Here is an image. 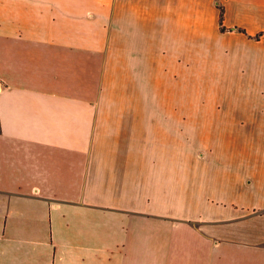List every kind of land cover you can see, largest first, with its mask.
Returning <instances> with one entry per match:
<instances>
[{"label":"crops","instance_id":"obj_1","mask_svg":"<svg viewBox=\"0 0 264 264\" xmlns=\"http://www.w3.org/2000/svg\"><path fill=\"white\" fill-rule=\"evenodd\" d=\"M152 43L191 57L157 96L225 104L176 126L201 153L107 120L184 116L104 107L109 67L153 97ZM0 264H264V0H0Z\"/></svg>","mask_w":264,"mask_h":264},{"label":"rangeland","instance_id":"obj_2","mask_svg":"<svg viewBox=\"0 0 264 264\" xmlns=\"http://www.w3.org/2000/svg\"><path fill=\"white\" fill-rule=\"evenodd\" d=\"M188 4L187 1H185V4L183 7H185ZM190 4V3H189ZM190 6V5H189ZM217 7H222L223 8V14H224V7L222 4L217 2ZM191 19H177L176 23L177 25L181 28V26L187 30L191 26ZM171 21H174L172 19L168 18L167 24H170ZM182 22L180 25L178 22ZM220 22V21H219ZM223 19H222V25L220 24V29L225 30V27L223 26ZM168 30H173L171 28H166ZM230 29H234L233 27ZM184 38L187 37V32L184 31ZM177 38V37H176ZM153 39H155L154 34H153ZM166 41H168L167 44L165 45H171V40L170 37H167ZM174 42L178 45L180 42ZM153 52H152V62L153 65L150 68V72H147V77L151 78V82L148 84L151 86V94L153 97L150 98H136L135 94H139L144 90L143 84H131L132 89L131 91L129 90L128 83L126 81L122 82L121 81H115L113 82V78L111 77V68L109 67L108 69V75L106 76V82H105V99H104V107L105 108H122V107H136V106H151V107H158V108H166V109H172L176 106L182 108L184 107L183 111L185 114L182 116L181 111L177 113V110H170L172 112L168 114H152L151 116H132L129 114H120V115H112L110 114L107 116V120L111 121L112 118H118L120 119V122L124 119L123 122H129L127 119L128 118H133V117H151V123L152 124H162L163 126H167L168 130L165 131L167 135V154H194V153H201L202 148H194L190 141L188 142L186 137L184 136V133L181 135L184 138L179 139L177 137V131H176V126H180L181 124L186 125V121H183V118H186L187 116L192 119V115L190 113L192 107H196L199 105L203 104H209L211 106H217V102L223 107L225 104L222 100L218 99H206L203 100L198 97H190L187 100H181L180 98H176L173 95L171 96H165V97H159L157 96V91L159 89L160 79L164 80L168 85L169 83L174 86V81L177 75L179 74L180 69L184 70H190V62H191V57L190 56H183L179 54L177 57H170V52L167 51L164 48V45L162 47H157V44H153ZM159 48V49H157ZM157 49V50H156ZM131 56L137 52H130ZM137 55L134 57L136 58ZM176 66L180 67L177 68ZM140 69V68H139ZM179 69V70H178ZM120 79H122V74L120 72ZM126 80V79H125ZM170 88V87H168ZM174 90V88H172ZM167 90V88L165 89ZM164 90V91H165ZM162 93V92H161ZM218 104V106H219ZM187 107V108H186ZM110 109V111H111ZM187 112V113H186ZM136 122V121H135ZM191 123V121H190ZM154 126V125H153ZM154 130V129H153ZM189 133L191 131L188 129L187 130ZM186 132V131H184ZM154 133H158V131H153V136ZM177 137V139H176ZM152 153H159V149L161 148V143L153 139L152 142ZM166 147L163 148V151H165ZM213 154L215 155H222V148L215 147L213 150Z\"/></svg>","mask_w":264,"mask_h":264},{"label":"trees","instance_id":"obj_3","mask_svg":"<svg viewBox=\"0 0 264 264\" xmlns=\"http://www.w3.org/2000/svg\"><path fill=\"white\" fill-rule=\"evenodd\" d=\"M222 19H223V8L222 7H219V21H220V24L221 25H222ZM239 30L242 31V32H244V30L241 29V28H239Z\"/></svg>","mask_w":264,"mask_h":264}]
</instances>
